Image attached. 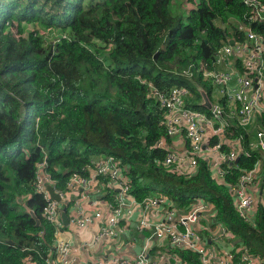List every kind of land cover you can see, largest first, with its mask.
Instances as JSON below:
<instances>
[{
    "label": "trees",
    "instance_id": "trees-1",
    "mask_svg": "<svg viewBox=\"0 0 264 264\" xmlns=\"http://www.w3.org/2000/svg\"><path fill=\"white\" fill-rule=\"evenodd\" d=\"M250 10L243 0H0V264H46L53 253L54 226L35 186L37 162L45 158L64 187L100 154H113L126 168L139 200L155 192L179 206L195 195L207 199L216 213L211 225L223 224L236 243L264 259V151L251 146L259 125L228 119L225 135L238 140V159L221 162V178L202 156L184 175L164 163L168 151L155 145L174 137L154 88L167 94L185 86L187 104L210 114L205 91L228 109L203 72L218 67L215 52L229 36L246 39L239 21L264 42V20L251 21ZM234 64L247 73L239 57ZM229 143L222 149L230 151ZM258 162L261 193L247 221L230 185ZM106 190L103 197H110L113 190ZM176 249L187 264H202L197 253Z\"/></svg>",
    "mask_w": 264,
    "mask_h": 264
},
{
    "label": "built area",
    "instance_id": "built-area-1",
    "mask_svg": "<svg viewBox=\"0 0 264 264\" xmlns=\"http://www.w3.org/2000/svg\"><path fill=\"white\" fill-rule=\"evenodd\" d=\"M243 1L251 8V21L264 20V1ZM238 28L246 31V39L229 36L215 52L218 67L203 72L214 86L222 85L216 87L226 96L228 109L217 100L210 101V114L190 107L191 95L185 86H173L167 94L153 89L168 134L174 137L160 138L155 145L167 149L164 163L184 175L196 171L197 157L202 156L214 176H223L221 162H233L238 156V140L230 141L225 135L228 119L233 117L246 127L255 117L261 118L251 146L264 151V42L241 21ZM237 57L247 73L234 70ZM211 136L218 141L209 143ZM228 141L235 146L225 151L221 146ZM46 166L44 158L35 170V186L45 201L43 215L54 226L53 253L45 258L46 264H187L177 247L197 253L202 264H264L245 244L236 243L234 233L223 224L211 225L216 213L202 196H193L185 206L159 192L135 198L126 168L113 154L93 157L84 171L68 176L64 187L57 186ZM260 171L258 162L230 185L234 206L247 221L253 220L261 193ZM106 187L113 190L110 197H103Z\"/></svg>",
    "mask_w": 264,
    "mask_h": 264
},
{
    "label": "water",
    "instance_id": "water-1",
    "mask_svg": "<svg viewBox=\"0 0 264 264\" xmlns=\"http://www.w3.org/2000/svg\"><path fill=\"white\" fill-rule=\"evenodd\" d=\"M229 42L230 43H233V39H230L229 40ZM202 95H203V99H204V103H205V105H207L208 107L210 106V100H209V98H208V96L206 95V93H205V91H202ZM237 159H238V157L234 160V161H237ZM56 199H58L59 198V196L58 195H54V194H52ZM34 215V214H33ZM34 217L36 218V216L34 215ZM62 218H63V220H64V223H66V221H67V216H66V214L63 212L62 213ZM36 220H37V222H39V220L36 218ZM11 241V240H10ZM12 242V241H11Z\"/></svg>",
    "mask_w": 264,
    "mask_h": 264
},
{
    "label": "rangeland",
    "instance_id": "rangeland-1",
    "mask_svg": "<svg viewBox=\"0 0 264 264\" xmlns=\"http://www.w3.org/2000/svg\"><path fill=\"white\" fill-rule=\"evenodd\" d=\"M182 1H183V0H182ZM188 1H189L190 4H192V1H193V0H188ZM24 24H26V27H27V28H30V27L32 26V24L27 23V22L24 23ZM32 27H33V26H32ZM215 86H217V87L221 86V87H222V85H220V84L217 85L216 83H215ZM252 127H253V126H252ZM254 132H255V131H254ZM259 166L262 167V166H261V162H259Z\"/></svg>",
    "mask_w": 264,
    "mask_h": 264
},
{
    "label": "crops",
    "instance_id": "crops-1",
    "mask_svg": "<svg viewBox=\"0 0 264 264\" xmlns=\"http://www.w3.org/2000/svg\"><path fill=\"white\" fill-rule=\"evenodd\" d=\"M255 119H256V120L253 122L252 125H259V126H260V125H261V123H260L261 118L257 116V117H255ZM252 125H251V126H252Z\"/></svg>",
    "mask_w": 264,
    "mask_h": 264
}]
</instances>
